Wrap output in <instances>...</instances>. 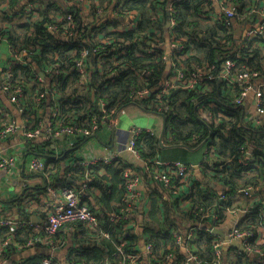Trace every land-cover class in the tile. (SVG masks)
Instances as JSON below:
<instances>
[{"label":"trees","instance_id":"obj_1","mask_svg":"<svg viewBox=\"0 0 264 264\" xmlns=\"http://www.w3.org/2000/svg\"><path fill=\"white\" fill-rule=\"evenodd\" d=\"M30 1L37 4L36 15L26 21L7 23L5 20L11 19L4 15L5 9H0V24L4 26L0 29L14 54L26 52L23 64L11 66V79L22 82L30 97V93L34 92L43 94L40 101H44L46 95L50 96L52 110L58 106L57 115L50 117L52 133L66 126L87 127L94 115L100 117L104 114L100 109V100L105 103V113L110 116L135 102L149 112L164 115V143L188 148H194L201 142L207 145L201 163L206 181L192 180L190 192L185 197L188 201L186 206L181 207L178 200H171L169 204L163 201L162 204L156 198L148 199V210L142 215L137 230L125 228V219L115 223L108 219V213L122 203L125 186L121 168L126 165V160L117 157L110 164H96L84 170L73 164L78 158L70 149L64 148L54 155L56 158L52 159L51 168L46 167L40 173H49L48 184L80 187L85 183L82 196L91 201V209L99 219L96 231L82 228L79 237L73 240L75 249L67 258L70 264H120L116 246L123 239L126 241L123 246L125 252L139 251L140 242L146 237L152 242L154 257H142L138 264H145L146 261L147 264L155 263L169 250L183 254L169 232L171 228L202 222L205 212L211 210L222 216V207L232 204V196L237 189L247 186L259 189L260 183L264 186V123H248L244 105L233 102L238 88L228 86L224 79L217 76L223 59L229 55L236 61V73L248 69L258 72L259 77L264 79V37L246 40V43L243 37L237 41L240 28L236 23L225 25L209 15L203 17L213 11L212 0H88L91 2L89 13H82L75 2L62 6L59 0ZM227 1L233 4L238 14L259 5L256 0ZM168 3L172 22L169 41L183 45L182 51L176 48L172 51L171 63L179 62L186 77L194 74L197 68H202V75L196 77L192 87L172 88L167 94L158 96L166 74L164 9ZM20 4L21 0H8L7 10L13 11ZM109 9L117 10L118 19L134 12L138 22L133 27L125 25L122 29L115 28L120 24L118 19L97 24L96 15ZM67 15L71 16V26H68ZM251 18L255 20L257 16L252 15ZM6 23L9 25L5 26ZM49 25H55L56 29L51 31ZM108 25L115 27L110 30ZM63 33H72L73 36L68 40ZM83 48L88 51L85 65L89 82L85 90L79 83V74L75 69ZM183 53L186 55L178 57ZM35 67L48 78L49 92L42 86ZM32 80L37 83V89L30 86ZM142 88H149V94L135 98L134 93ZM31 100L28 98L22 102L25 130L41 126L42 120L35 110L38 106L35 104L40 101ZM199 107H205L210 112L209 122L200 116ZM4 111L6 109L0 101V124L7 122ZM56 138L51 135L42 146L37 145L36 151L33 150L34 155L41 153L51 158L53 151L48 142ZM86 139L74 135L65 140L68 147L71 145L75 148ZM246 146L253 159L247 166L239 162V151L246 149ZM136 149L142 160L152 162L160 149L157 136L140 137L136 141ZM60 161H63L61 165ZM137 170L142 173L138 167ZM86 176L90 178L89 181L85 180ZM69 178L80 184L75 185ZM211 181L222 184V193L227 196L225 200L212 194ZM258 189L254 194L258 193ZM34 190L36 192H32ZM44 192L45 187H25L23 199L10 197L2 203L4 209L13 208L19 217L16 219V229L0 228V243L8 238L12 241L0 253V259L8 260L15 252L13 242H24L34 235L32 228L26 224L31 221L32 215L42 219L46 211L40 203L28 206L24 201L25 197ZM92 202H95L97 209H94ZM98 202L101 206L97 205ZM249 202L247 200L246 205L252 206L254 211L245 216L240 226L254 229L261 222L257 208L264 209V204L260 201L256 204ZM99 230L107 231L108 237L101 236ZM214 237V234L200 228L187 242L200 264L213 260ZM251 245L261 248L264 253V244L255 245L251 240ZM41 257L42 253H37L33 260ZM223 261L224 264H260L256 256L250 257L246 252L234 248L223 252Z\"/></svg>","mask_w":264,"mask_h":264},{"label":"built area","instance_id":"obj_2","mask_svg":"<svg viewBox=\"0 0 264 264\" xmlns=\"http://www.w3.org/2000/svg\"><path fill=\"white\" fill-rule=\"evenodd\" d=\"M69 2H75L82 13H88L91 7V2L88 0H66ZM259 5L256 7H250L248 11L244 14H238L235 11L233 4L227 0H218L219 10L218 12L211 14H204V16H211L214 20L221 22L225 25H231L232 23H248L253 20L252 15L260 17V22L256 23V19L253 20V26L246 27L243 32V39L251 41L259 37H264V0H256ZM37 4L30 0H21V4L15 6L13 11H8V0H2L0 4V9H5L4 15L7 19V23H16L21 21H26L27 18H32L36 15ZM167 9L171 15V7L167 6ZM117 15V10H114ZM134 12L129 13L126 16L133 17ZM9 16V17H8ZM68 26H71L70 22L71 16H66ZM5 24L9 25V24ZM172 23V22H171ZM170 23V26H171ZM256 23V24H255ZM129 27L135 26L133 21H129L127 24ZM0 27H4L0 24ZM48 28L53 31L56 29L55 25H49ZM2 29H0V43L6 42V38L2 34ZM65 39H71L73 36L72 33H63ZM241 37V38H242ZM240 38V39H241ZM237 41H239L237 37ZM8 44V43H7ZM160 44V43H159ZM10 50V59L8 65L4 70L0 72V93L7 96L9 102L13 104L19 111H22V102L30 98L29 93L26 89V86L22 82L13 81L9 70L13 64H23L25 62L24 55L25 51L14 54L12 52L11 46L8 44ZM170 53H166V61L169 60V71H165V79L162 81L159 87V95L167 94L170 89L176 87L188 88L194 86L196 82V77L202 75V68H197L196 72L189 77H186L185 72L179 62L171 63L170 55L172 51L176 48L178 51H182L183 45L178 42L169 41ZM88 55L86 49L80 51V56L76 61L75 69L79 74V83L82 86V89H86V84L89 82V73L86 70L85 59ZM185 53L179 55L178 57L182 58ZM239 57V56H236ZM166 70V69H165ZM219 78H222L226 81L228 86H233L238 88V93L234 96L233 102L237 105H244V97L253 90L255 97V117H250L248 122H253V124H263L262 119H257L264 117V79L259 77L258 72L244 69L236 73V61L226 55L223 59L221 70L217 75ZM39 77V75H38ZM211 77V75H209ZM40 78V77H39ZM261 79L260 84L254 86V80ZM50 88L46 90L49 92ZM150 92L149 88H142L135 92V98H140L147 96ZM230 93V90L228 91ZM43 97L42 93H36L32 96L34 101H40ZM100 109L104 114L100 117L93 116L90 120V123L87 127L84 128H75L73 126H66L59 130H56L52 133V122L47 121L45 124L41 125L38 128L33 130H23L22 131V143L25 144L29 140L38 137L40 134H43L47 138L53 135L58 136H67L71 137L74 135H79L81 137H87V139L92 138L95 132L103 126L115 127L117 124L116 116L124 108L117 110L112 116L105 113V103L100 100ZM59 111L58 106L53 110L51 109L50 117L57 115ZM206 114L210 120V112L206 110ZM247 121V120H246ZM17 126L15 122H4L0 124V140L6 139L10 136H13L16 133ZM143 136H158L153 130L149 128H140L133 127L127 131L126 142L123 147L118 150L114 155L107 156H96L90 159L78 158L74 161V165H77L84 170H88L90 167L97 165L110 164L115 158L120 157L119 153L122 151H129L134 156L139 157V153L136 149V141ZM241 156L239 157V162L244 165H250L253 159L250 156V151L245 148H241ZM20 158L19 152H6L4 149L0 148V170L5 171L6 175L13 176L18 167V161ZM51 160L46 157L33 156L28 161L29 171H41L48 166ZM182 162L176 161L175 163L162 165L159 162L153 160L152 162L144 161V165L141 168L143 171L149 173L154 180L159 182L163 189L166 190L171 200H178L181 207H184L188 202L185 197L188 194L186 192V181L188 180V172L190 170ZM214 169V167H212ZM122 178L124 180L125 192L122 198V203L116 210H113L108 213V219L110 222L115 223L120 219L127 220L125 228L137 230L139 229V222L142 219V215L148 209V202L144 197L140 181L141 174L137 168L129 163L123 165L121 168ZM86 181H89L88 176L85 177ZM80 184V182H79ZM185 186V188H184ZM259 187H263V183L259 184ZM86 188V184L82 183L80 187L67 185V184H47L45 186V192L35 195L34 197L26 198V205L35 206L37 204H44L43 208L46 211L45 217L38 220V222H28L26 225H29L34 235L29 236L24 242H13V247L15 252L27 250L34 248L40 253L42 257L39 259V264H62L56 257L57 252L64 251L68 255L75 249L73 240L75 237H79V232L82 228L85 231H96L99 227V219L95 212L91 209L90 201L83 198V192ZM254 186H247L244 188H239L235 191L232 196L235 204L237 200L246 199L250 200L254 197V191L257 190ZM260 189V188H259ZM221 198L225 200L227 197L222 195ZM49 199V200H48ZM48 200V201H47ZM250 203H252L250 201ZM101 206V203H97ZM1 208V204H0ZM3 208V206H2ZM223 219H218L217 215L212 213L211 222L203 223L197 222L196 224H191L188 226H179L173 227L169 230L171 236L175 239L176 245L180 248L183 254H178L174 250H169L161 258L157 259L155 263L149 262L148 264H200V261L197 258V255L191 249V246L187 242L192 239L195 235L197 229H203L205 232L212 233L214 229H220L223 231L228 241L237 240L241 246L242 250L238 247L230 246V248L238 249V251L246 252L250 257L256 256L260 264H264V253L261 248L253 247L251 245V240L255 245L264 244V209L257 208V211L261 217V222L251 229L250 227L240 226L239 221H231L229 218L233 216L238 218L240 214L245 216L254 211L252 206L242 204L241 207L235 205H227L222 207ZM241 222V223H242ZM9 227L11 229H16L18 227V221L10 217L5 213V211H0V228ZM132 230V231H133ZM99 234L103 237H108V232L105 230H99ZM59 234L58 236H56ZM214 234V233H212ZM215 237L212 240V249L214 258L211 262L206 264H224L223 261V252L228 250H223L225 244V239L223 236L214 234ZM56 236V238H54ZM142 240L139 245V251L137 252H125L123 246H125V240H121L120 243L116 246V255L121 258L120 264H138L140 258H150L154 257L153 244L151 241ZM12 241L4 240L0 243V253L3 252L4 248L8 243ZM189 243V242H188ZM63 261V264H70L67 260ZM0 264H7V259L1 258ZM16 264H23L22 262H17ZM147 264V261L146 263Z\"/></svg>","mask_w":264,"mask_h":264},{"label":"crops","instance_id":"obj_3","mask_svg":"<svg viewBox=\"0 0 264 264\" xmlns=\"http://www.w3.org/2000/svg\"><path fill=\"white\" fill-rule=\"evenodd\" d=\"M59 1L62 6H67V5L72 4V2H69V1H64V0H59ZM170 1L171 0H168V2ZM167 6H169V3ZM167 6L165 7V9L167 8ZM211 8L213 9V11L211 10L213 13L218 12L219 10L218 0H212ZM165 9H164L165 22L169 18V22L171 23V15L170 17H168L166 15ZM89 11H91V9ZM212 12H209V14H211ZM119 18L120 19H118V16L115 14L113 9H109L108 11L106 10L104 12L97 14L95 19H96L97 24H101L107 21L108 19H118L120 24H117L116 27L109 26V25L107 26V28H109L110 30H113L114 27L116 29H122L123 27H125V25L130 20L133 21L134 24L138 22L137 15H134L133 17L124 16V17H119ZM253 22H254L253 20L249 21L250 23L249 25H247L248 23H244V22L237 24L238 27L240 28V32L238 31V34H237V37L239 40H241L240 38L243 36V32L245 31L246 27L254 25V24H251ZM258 22H260V17L256 19V23ZM169 28H170V25H169ZM169 28H168L167 33L165 31V43L163 45L166 53H170V49H171L170 47H167L169 46V41L168 42L166 41V36L169 37ZM166 42L168 43V45H166ZM10 55L11 54H10L8 44L6 42H1L0 43V72L4 70L5 67L8 65ZM36 71H37V75H39L38 71L40 70L36 69ZM261 79L254 80V86L259 85ZM40 80L43 82L42 86H44V88L47 89L50 84H49L48 78L45 77V74H44V78L40 77ZM30 86H32L33 89H37V83L33 80L30 81ZM36 93L37 92L30 93L31 95L30 98H32V96L35 95ZM50 99L51 97L46 95V98L44 99V101L43 100H41L40 102L37 101L39 103L35 104L36 106L38 105L37 107H35V110L42 120L41 125L45 124L50 119V113H51V108H52L50 106V103H51ZM0 101L6 109V111H4L5 112L4 115L6 116L7 122L13 121L15 122L17 126L16 133L13 136L0 140L1 149H4L8 153L11 151L20 153L18 167L13 176H8L6 175L5 171L0 170V204H1L0 211L4 210L5 213L9 215L10 217H12L14 220L19 217L16 211L13 208L4 209V206H3L4 204L2 203L5 202L10 197L23 199L25 187L35 189L36 187H45L46 184L50 183L48 179L49 173L46 172V174H44V173H40V171H33V172L29 171L28 166H27L28 161L33 156L38 155L40 157H46L47 159L51 160V162L48 163V166L51 168L52 162H53L52 159L56 158L54 155L59 154L61 151H63L64 148L70 149L71 153H73V155L76 158L90 159L96 156H107L111 154L114 155L115 153L118 152V150H120L121 147H123L124 143L126 142L127 131L129 129L133 127H140V128L144 127V128H149L153 130L157 135H159L161 128H162V122H163V118L160 116L161 114H158L155 112H149L143 109L142 107H140L138 104H133L135 102H132L131 104L126 106L119 114H117L116 116L117 124L115 127L103 126V128L97 134H95V136H93L92 138L86 139L81 145L79 144L75 148L72 147L71 145L68 147V144L65 140L68 138L67 136H58L56 139L50 140L48 142L49 147L53 151L51 153L53 155H51V158H50L46 154L44 155L41 153H36L34 155L37 145L42 146V143L47 139V137L40 134L38 137L31 139L29 143L23 144L21 141L22 140L21 133L26 127L25 125L26 120L24 119L21 111H18L16 107L9 102L7 96L3 95L2 93H0ZM31 101H34L33 98ZM243 102H244L243 104H244V108L246 112L245 114L246 120L248 121V119H251L250 117L256 118L257 114L255 113V97H254L253 90L250 91L244 97ZM206 112L207 111L205 107H199L200 116L204 120H207V122H209L210 120ZM257 119H262L264 121V117H260ZM248 123H253V122H248ZM165 144L168 147L159 149L157 153V157L155 158V161L159 162L163 166L167 164L175 163L176 161L182 162L188 167L190 166L191 168L188 172V180L186 181V185L190 183L189 186L186 187L187 193L190 192V189L192 186V180L206 181L205 179L206 176H205V171H204L205 169H203L201 165L203 158H204V153L207 150V145L205 144V142L199 143L194 148H188V147H184L181 145L172 146L168 143H165ZM246 150H248V146H246ZM119 156L122 157L124 160H126L127 163L135 166L136 168L138 167L139 169H141L144 165V160H142L140 157L134 156L129 151H122L119 153ZM62 163L63 161H60V165ZM65 163H66V160H65ZM207 171L210 172L209 169H207ZM75 183H74L75 185H78L79 181L78 183L75 181ZM210 185L213 189L212 194L215 195L216 197L219 196L220 199H222L221 196L224 195L222 193L223 192L222 184L211 181ZM140 186H141V191L144 197L146 198V200L156 198L159 201H161L162 204H163V201L166 204L170 203L169 202L171 201L170 196L168 195L166 190L163 189L162 185L156 180H154L153 177H151L149 173L143 170L141 173ZM32 192H36V191L34 190ZM225 197L227 196L225 195ZM237 201L238 202L235 204V201L233 199L232 205L239 206V207H241L242 204L246 205V199H241ZM248 201H251L254 204L260 201L264 204V186L258 189V193L256 192L254 194V197ZM89 203L91 205V201ZM92 203H93L92 205H94L95 207L94 209H97V207L95 206V202H92ZM248 204H251V203L249 202ZM212 213L216 214L218 219H223V215L220 216L214 210L207 211L205 212V215H204V221H202L204 224L205 223L209 224L211 222ZM33 217L37 218V221H32ZM229 219L231 221L236 220V221H239V223H241L244 220V215L240 214L238 218L230 216ZM38 220H40L38 217L34 215L31 216V221L33 223L38 222ZM62 250L57 252L56 257L63 264V261L66 262L67 254H65V252ZM37 253H40V251L34 248L14 252L9 256L7 260V264H16L17 262H22L24 264L25 260H26L25 264L27 263L37 264L39 263V260H33L35 256L37 255ZM28 260H30V262H27Z\"/></svg>","mask_w":264,"mask_h":264},{"label":"water","instance_id":"obj_4","mask_svg":"<svg viewBox=\"0 0 264 264\" xmlns=\"http://www.w3.org/2000/svg\"><path fill=\"white\" fill-rule=\"evenodd\" d=\"M165 10H166V15H167L168 17H170V13H169L168 9L166 8ZM169 25H170V22H169V18H168V20L165 22V31H166V33L168 32ZM166 41H167V42L169 41V37H168V36H166ZM167 42H166V45H168ZM167 47H169V46H167ZM169 67H170V66H169V60H167V61H166V70H165L166 73L169 71ZM38 74H39V76H40L41 78H44V74H43L41 71H38ZM133 104H137V103H133ZM116 114H117V113H115L114 116H116ZM160 116L163 118V122H162V128H161V131H160V133H159V135H158V145H159L160 148H165V147H168V146H166V144H164V142H163V134H164V119H165V117H164L163 114H161ZM42 135H43V134H42ZM172 146H175V145H172ZM178 146H179V145H178ZM68 180H69L70 182H72V183H75V181H74L73 179H70V178H69ZM75 184H76V183H75ZM32 220H33V221H37V218L33 217ZM212 233H214V234H218V235H221V236H223V238L225 239V244H224V246H223V250H228V247H230V246L238 247L240 250L243 249L242 246H241V244H240L237 240H235V241H228L227 237L225 236V234L223 233L222 230H220V229H214V230L212 231Z\"/></svg>","mask_w":264,"mask_h":264},{"label":"rangeland","instance_id":"obj_5","mask_svg":"<svg viewBox=\"0 0 264 264\" xmlns=\"http://www.w3.org/2000/svg\"><path fill=\"white\" fill-rule=\"evenodd\" d=\"M157 138H158V136H157ZM165 144V143H164ZM175 152V151H174ZM48 157H50V156H48Z\"/></svg>","mask_w":264,"mask_h":264}]
</instances>
